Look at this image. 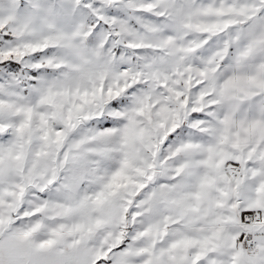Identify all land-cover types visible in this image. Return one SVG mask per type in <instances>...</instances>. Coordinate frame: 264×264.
<instances>
[{"label":"snow or ice","instance_id":"obj_1","mask_svg":"<svg viewBox=\"0 0 264 264\" xmlns=\"http://www.w3.org/2000/svg\"><path fill=\"white\" fill-rule=\"evenodd\" d=\"M0 264H264V0H0Z\"/></svg>","mask_w":264,"mask_h":264}]
</instances>
